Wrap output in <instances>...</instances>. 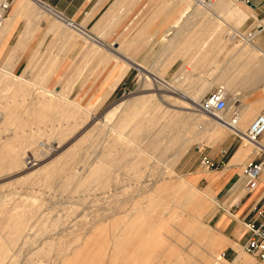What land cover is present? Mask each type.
Wrapping results in <instances>:
<instances>
[{
    "label": "rangeland",
    "instance_id": "obj_1",
    "mask_svg": "<svg viewBox=\"0 0 264 264\" xmlns=\"http://www.w3.org/2000/svg\"><path fill=\"white\" fill-rule=\"evenodd\" d=\"M157 1L152 3V10L139 15L145 25L154 14L156 17ZM8 2L10 7L2 14L5 19L12 12L14 0ZM45 13L50 22L58 20ZM130 17L121 22L127 24ZM139 21L118 26L109 37L103 35L110 52L117 55L116 65L130 69L101 104L98 100L106 94L98 96L105 91L104 81L84 83L99 59L85 69L66 99L56 97L71 86L74 77L70 76L87 54L84 47L88 44L83 39L63 59L53 83L48 76L36 77L47 68L49 57L58 53L60 41L54 42L53 36L45 49L41 45L39 51L45 52L44 58L35 60L33 72L0 75V264H80L84 255L95 253L96 228L111 224L114 231L111 221L116 218L121 226L133 221L139 229L133 230L134 235L147 230L148 236L155 233L163 243L161 248L153 242L137 245L130 251L132 256L154 257L126 264H236L240 255L245 258L243 264H261L245 253L243 245H233L234 251L224 250L226 243L214 245L210 231L217 230L209 222L208 209L203 212V203L211 195L205 193L202 178L207 170L201 160L205 155L225 160L229 153L221 144L228 136L215 144L200 141L203 134L199 133L211 130L207 116H213L200 111L198 104L192 107L184 97L168 90L156 91L160 83L154 80L163 74L166 81L175 82L177 73L178 79L182 78L178 85L183 87L196 88L202 80L218 88L223 84L222 55L229 52L231 65L236 52L250 46L239 36L230 38L228 30L247 34L254 30L250 21L236 25L226 20L224 25L217 14L198 19L184 7L172 4L159 27L147 29L154 34L146 43L140 39L148 35L139 36L144 27L134 26ZM199 24L215 30L209 37V47H214L221 31L225 36L224 45L208 53L204 73L193 81L182 77L192 72L187 66L198 60L195 57L199 52L194 49L163 72L170 55L163 52L164 41L179 31L189 34L204 29ZM94 28L85 30L95 35ZM164 30L175 33L166 36ZM72 34L78 35L69 31ZM137 42L142 44L138 51L134 50ZM4 60L0 57V64ZM215 63L219 67L213 69ZM146 73L151 79L145 77ZM229 79L232 83L240 81L233 73ZM238 106L230 105L224 112L227 120ZM231 135L237 145L244 141L239 135ZM194 136L197 139H190Z\"/></svg>",
    "mask_w": 264,
    "mask_h": 264
},
{
    "label": "crops",
    "instance_id": "obj_2",
    "mask_svg": "<svg viewBox=\"0 0 264 264\" xmlns=\"http://www.w3.org/2000/svg\"><path fill=\"white\" fill-rule=\"evenodd\" d=\"M154 1L157 0H14L12 12L8 19H5V26L1 32L3 36L0 41V57L5 60L0 64V67L3 68H0V75L17 76L13 71H21L26 74L33 72L31 70L36 65L35 60L44 58L42 55L45 53L42 50L43 48L41 49L42 51H39L41 45H44L45 49V46H47L53 36L55 38L54 42L60 41L58 43V53L49 57V60L45 63L47 68L36 76L43 78L48 76L50 77L49 81L51 80L53 83L57 77L58 68L63 65V59L78 41L83 39L85 45L88 44L84 47V51L87 50V54L83 57L74 74L70 76L74 77L71 81L72 83L70 82L71 86L64 90V94H57L56 97L58 99H66L85 69L93 63L94 59H99L96 61L97 64L89 71L84 83L86 84L91 80L95 81L96 84L102 80L104 81L105 91L101 96H98L102 97L106 94L104 98H99L98 103L101 104L116 89L130 69L122 64L116 65L117 55L110 52L109 44L103 37V35L109 37L114 32L113 29L118 26H131L133 25L132 22L140 20L139 23L136 22V25H134L136 27H144L139 34L140 38H142L141 36L144 33L148 35L146 38L140 39V42H149L148 38L154 32L149 33L147 29L159 27L161 20L164 18V13L169 11L172 4L184 7L186 12L198 19L210 14L211 16L217 14L221 19L220 23L224 25L227 23L226 20L233 21L236 25L246 20L250 21V27H253L252 29L256 30L257 33L253 43L249 46V50L236 52L237 58L234 59L231 65L228 51L221 57V82L223 84H220L219 87H223L230 94L229 105H234L235 103V106L239 105L238 108H241L237 125L235 127H226L221 124L219 119H226L224 115L207 116L211 130L199 133L203 134L199 138L200 141H205L209 144H215L219 139L228 136L221 145L229 155L225 160L222 157H214L220 165L219 168L217 170H207L202 178L205 180V193L211 195V199H205L203 203L205 204L203 212L208 209L209 222L217 230V232L210 231L212 234L211 242L214 245L226 243L223 247L224 250L234 251L233 245L242 247L245 243L247 239L245 223L255 216L254 208L264 197V172L260 176L258 187L253 191H248L245 188L242 178L243 169L248 161L264 157V136H261L258 148H256L254 143L242 136L246 133L247 126L251 124L250 121L253 117L258 114H264V0H218L210 10H203L193 6V0H158L157 4L159 5L155 10L156 17L154 14L149 21L147 20L148 23L145 25L146 21L143 22L138 17L141 13L152 10ZM45 10L60 21L50 22V16L45 13ZM129 16L132 17H130L127 24L121 22ZM65 17L69 19V23L64 21ZM61 21L67 27L63 26ZM71 21L73 22L71 23ZM217 26L221 28L219 25ZM72 27H76L82 32L74 30ZM90 27H95L94 32L97 36L85 30V28ZM198 27L204 29L196 30L195 33L189 34L182 33V31L176 33L171 30L163 31L166 36L168 34L172 35L173 32L175 33L169 41H164L163 52L170 53V55L167 56L168 61L163 65V72L172 66L176 60L180 59L181 55H184L190 49H194L197 53L199 52L195 57L198 60L187 66V69H191L192 72L181 75L185 81H193L197 80L195 78L196 75L204 73L206 60L209 58L208 53L210 51L217 52L224 45L225 36L224 32L221 31L214 47H209V37L213 35L215 30L210 25L199 24ZM69 28H72V30ZM69 31H74L78 35H69ZM231 31L228 30L227 33L230 38L243 35V33L235 29ZM91 37L99 40L100 44H98L97 48L96 41L92 40ZM90 43L94 44L93 48H89ZM141 45L137 42L134 50L138 51ZM122 52H124L123 49ZM213 58L215 56L210 58L211 61H213ZM106 59H108L107 63H103ZM211 64L213 65L214 63L212 62ZM217 67L219 65L215 63L213 69ZM119 70L120 73L117 76ZM232 73L237 76V79L239 78V82L232 83V80L229 79V74ZM146 75L147 73L145 77ZM178 75L176 73L175 82L165 81L163 74L156 75L155 79L163 81L172 90L169 91L171 94L188 99L191 103L189 105L193 104L192 107H195L200 102L208 90H213L214 88L212 82L205 83L202 80H200L196 88L183 87L180 84L178 85V81L179 83L182 81V78L178 79ZM22 77L26 81L31 82V79L25 76ZM146 78L151 79L148 75ZM68 79L69 77L65 79V84ZM40 89L49 91L44 87ZM164 90L166 89L159 85L156 88V91ZM174 100L176 101L177 99L174 98ZM203 121L200 119V122ZM231 133L239 135L244 141L237 145ZM192 138L197 139L196 136L190 139ZM118 219L111 221L114 223V231L111 230V224L108 225L109 227L96 228L95 253L84 255L80 264H126L133 259H152L154 255L140 254L134 257L130 251L135 249L134 247L137 245L141 246L152 242L159 248L163 246L162 241L159 240L155 233L148 236V231L141 229L142 231L140 230L139 234L134 235L133 230H136V225L134 226L133 221L130 223L125 222L126 224L121 226V224L116 223ZM136 231H139V229Z\"/></svg>",
    "mask_w": 264,
    "mask_h": 264
},
{
    "label": "built area",
    "instance_id": "obj_3",
    "mask_svg": "<svg viewBox=\"0 0 264 264\" xmlns=\"http://www.w3.org/2000/svg\"><path fill=\"white\" fill-rule=\"evenodd\" d=\"M198 7L209 8L214 0H193ZM10 7L8 0L2 1L0 9L7 11ZM256 30H252L247 34L239 35L244 44H252L256 36ZM200 111L205 113H223L229 109L228 98L226 91L222 88H216L210 91L198 103ZM237 110L234 111V113ZM246 137L254 142H259L261 136L264 134V114H258L251 122L246 131ZM259 145V143H258ZM202 165L206 169L219 168V163L205 155L201 160ZM264 170V157L251 160L248 162L242 173V178L245 188L248 191L255 190L259 185L260 176ZM255 216L246 221L247 239L243 244V248L252 254L261 264H264V197L261 202L254 208ZM225 256V253H223Z\"/></svg>",
    "mask_w": 264,
    "mask_h": 264
},
{
    "label": "bare ground",
    "instance_id": "obj_4",
    "mask_svg": "<svg viewBox=\"0 0 264 264\" xmlns=\"http://www.w3.org/2000/svg\"><path fill=\"white\" fill-rule=\"evenodd\" d=\"M2 1H5V0H2ZM218 0H214V2L212 3V5L209 7V8H202V7H198V6H196L197 8H200V9H203V10H210L211 8H213V6L215 5V3L217 2ZM194 3V2H193ZM199 9V10H200ZM197 10V9H196ZM4 13V11H3V9L1 8L0 9V33L3 31V29H4V26H5V18H3L2 17V14ZM64 21H66V22H70L69 20H67V19H64ZM72 28H74V30L76 29V30H78L79 32H82L80 29H78V28H76V27H72ZM86 35V34H85ZM169 35V34H168ZM87 36V35H86ZM90 37V36H89ZM91 39L92 40H94V41H96V44H100L99 43V40H95L93 37H91ZM196 41V40H195ZM193 44V43H192ZM154 80H156V81H158V83H160L159 84V86H161V87H163V88H165L166 90H168V91H172V90H170L169 89V87L163 82V81H160L159 79H154ZM166 81V80H165ZM207 86V85H206ZM219 88V87H218ZM223 88V87H222ZM224 89V88H223ZM225 90V89H224ZM226 91V90H225ZM226 93H227V98H228V106H230L229 105V99H230V94L228 93V91H226ZM190 98V97H189ZM194 101V100H193ZM195 103V102H194ZM196 104V103H195ZM234 106H235V103H234ZM203 112V111H202ZM239 113H240V108H238L237 109V111L235 112V113H233V116H232V118H231V120L230 121H228L227 119H223V118H220L219 119V121H220V123L221 124H223L224 126H226V127H235L236 125H237V122H238V120H239ZM224 114V112L223 113H212V114H207V115H212V116H219V115H223ZM243 137H245L248 141H250L251 143H254L255 145H256V148H258L259 147V145H258V143L257 142H254V141H252V140H250L248 137H246V134L244 133L243 135H242ZM262 136H264V134L262 135ZM42 145H45V143H43ZM30 164L31 163H33L32 161L31 162H29ZM33 165H35V164H33ZM205 170H209V169H205ZM263 172H264V170H263ZM244 249V248H243ZM244 251H245V253H247V251L244 249ZM223 259L225 258L223 255L221 256ZM243 263H245V258L242 256V255H240L239 256V258L237 259V261H236V264H243Z\"/></svg>",
    "mask_w": 264,
    "mask_h": 264
}]
</instances>
